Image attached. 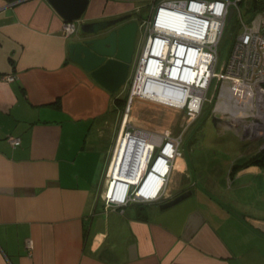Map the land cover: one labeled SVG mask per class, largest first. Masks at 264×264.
<instances>
[{
	"label": "crops",
	"instance_id": "0c3cea01",
	"mask_svg": "<svg viewBox=\"0 0 264 264\" xmlns=\"http://www.w3.org/2000/svg\"><path fill=\"white\" fill-rule=\"evenodd\" d=\"M149 1L89 0L79 21L133 13L139 23ZM63 22L47 0H0V264H264V168L257 165L228 175L238 190L234 209L227 199L198 203V195L159 209L189 190L184 157L170 170L174 195L106 207L104 196L120 201L147 162L134 176L122 173L121 161L109 164L122 115L117 99L126 98L131 71L118 91L106 89L70 60L69 45L82 32L64 36ZM164 180L153 171L140 193L156 198Z\"/></svg>",
	"mask_w": 264,
	"mask_h": 264
},
{
	"label": "built area",
	"instance_id": "2783aa9c",
	"mask_svg": "<svg viewBox=\"0 0 264 264\" xmlns=\"http://www.w3.org/2000/svg\"><path fill=\"white\" fill-rule=\"evenodd\" d=\"M241 1L151 0L148 17H142L137 22L140 29H143L144 37L142 36L140 55L132 70V83L128 87L123 120L131 111L135 99H147V93L140 92V89L146 84L143 75L152 74L163 81H151L152 85H157L165 95L168 93L169 97L180 101L174 105L165 104L182 111L183 118L186 119L183 131L200 115L209 87L215 80L212 97L216 94L221 102L227 92V105L233 112L227 113L225 117L216 112L213 115L219 117L222 124L231 121L229 124L234 125L235 120L240 122V119L246 118L250 113V119L242 125L248 129L247 136L243 138H264V0H255L257 6L262 8L253 11L247 19L243 18V12L239 8ZM231 9L229 20L236 14L239 22L238 33L234 37L228 58L220 70H216L218 44L229 21ZM80 23L79 20L64 21L61 33L66 37L72 35ZM4 78L8 81L13 79L7 75ZM245 113L248 114L244 116ZM236 130L240 131L238 128ZM240 132L243 133L244 129ZM129 134L130 131L124 136ZM178 139L180 138L167 133L154 150L152 147L142 180L140 178L141 181L127 186L120 201L104 196L106 207H121L130 202L156 199L141 194L140 188L153 171L163 178L167 177L173 161L181 155ZM9 142L17 146L20 139L11 138ZM116 146L117 144L111 161ZM262 147L264 146H260ZM156 151L157 154L154 155ZM161 157L164 162L157 165ZM110 178L108 175V179ZM166 181L167 178L164 183ZM27 246L30 248L29 242Z\"/></svg>",
	"mask_w": 264,
	"mask_h": 264
},
{
	"label": "rangeland",
	"instance_id": "374dc122",
	"mask_svg": "<svg viewBox=\"0 0 264 264\" xmlns=\"http://www.w3.org/2000/svg\"><path fill=\"white\" fill-rule=\"evenodd\" d=\"M113 1L126 4H130L129 1H133L136 6L138 4H144L141 0ZM255 2V0H242L240 2L239 8H241V12H243L244 19L249 18L250 14L253 12L250 5H253ZM151 6L152 2L149 3L145 13L143 12V17H148ZM238 25L239 22L235 14L226 23L225 28L223 29V33L218 44V55L215 67L216 70H220L221 65L230 54L234 37L238 33ZM142 36L144 37L143 29H139V34L136 39V49L129 69L131 71V75L128 83L125 85L127 95L129 89L128 87L132 83V70L135 67V63L142 49ZM214 86L215 80H213L211 86L209 87L200 115L183 131L182 128L186 123V119L183 118L182 111L176 107L161 103L148 102L144 99H135L132 109L129 111L128 117L124 121L125 124L123 125L125 103L120 105L119 107L122 115L119 127H117L118 129L115 135L114 146L118 144V139L122 134L125 135L128 131H130L131 134L120 138L121 146L117 152L118 154H114L110 166H112L116 160L118 161V164H121V162L124 164L130 138L136 139L132 133H141L142 138H145L138 163V170L139 167L147 161L151 148L154 147V150L166 134L169 133V136H176L177 138H180L178 139L180 143L178 145V150L181 152V155L177 158L184 157L187 161L191 177L189 178L186 186L189 187V190L197 193L194 195L192 194L187 198L192 197L194 199L196 197L195 195H198V203H201L200 199H210L214 202L218 200L225 202V199H227V201H229L227 203L225 202L227 206L232 209L236 208L237 201L234 200L236 194H238V190H234L233 187L228 184L227 177L229 175L230 168L229 166L227 167L226 164L230 160L232 161L238 158L242 159L240 156L248 158L252 154H255L257 151L263 149L264 147L260 148V146H264V138L258 137L260 140H258L257 137H254L253 140L251 138H243V133L240 131L244 129L242 125L246 124L250 119V113H245L244 116L247 114L249 116L244 119H240V122L235 120V124H231L232 126L229 124L231 121H229L226 124L219 125V128L216 127L212 121L213 112L218 113L221 117H225L227 113L233 112V110L227 105V102H229L227 92H225V97H223L221 102L218 101L216 94L212 97ZM237 128L240 131H237ZM154 136H158L160 140ZM119 172L121 174L120 170ZM166 178L167 181L165 182L166 184L164 183L161 193L152 201L164 200V198H166L164 195L165 193H168L169 196L177 193V188H175V185L173 184L175 180L170 172ZM181 182L183 181L180 180V184ZM182 185L185 184L183 183ZM230 199H233L234 202ZM185 201H182L181 203ZM181 203H177L175 206H178ZM218 205L219 207H222L223 204L219 203ZM228 207L226 208L228 209ZM168 209L169 207L160 210L164 211Z\"/></svg>",
	"mask_w": 264,
	"mask_h": 264
},
{
	"label": "water",
	"instance_id": "95a60500",
	"mask_svg": "<svg viewBox=\"0 0 264 264\" xmlns=\"http://www.w3.org/2000/svg\"><path fill=\"white\" fill-rule=\"evenodd\" d=\"M47 1L64 21L80 20L89 5V0ZM231 13L232 9L228 20ZM130 18V14H125L111 19L81 22L79 29L82 38L69 45L70 60L111 92L118 91L125 84L135 53L138 23L135 20L127 21ZM119 23L114 29V25ZM212 121L217 128L222 124L221 119L214 115ZM247 134L248 129L244 128L243 136ZM190 194V190H185L160 203L159 208L171 207Z\"/></svg>",
	"mask_w": 264,
	"mask_h": 264
},
{
	"label": "bare ground",
	"instance_id": "6f19581e",
	"mask_svg": "<svg viewBox=\"0 0 264 264\" xmlns=\"http://www.w3.org/2000/svg\"><path fill=\"white\" fill-rule=\"evenodd\" d=\"M144 77V83L145 87L143 89L141 88L140 92H144L147 93L146 97L147 99H144L148 102H155V103H161V104H168V105H174L177 102L180 101H176L175 97H169L170 95L168 93H166L167 95H165L163 92H161L158 88L157 85H152V83H150L151 81H159V82H163L161 81V79H159L157 76L155 75H143ZM149 83V84H148ZM148 84V86H147ZM139 99V98H137ZM149 99V100H148ZM143 100V99H140ZM166 103V104H165ZM128 116L125 117V119L123 120V122L126 120ZM222 125V124H220ZM132 135L135 138H130V142L127 148V153H126V157L124 160V164H123V171L122 173L128 176H134L136 171L138 170V163H139V159L141 156V152H142V148H143V144H144V137L142 138V134L141 133H132ZM157 137L159 140L160 138L158 136ZM111 164V163H110ZM110 168V166H109ZM108 175H109V169H108ZM142 180V179H141Z\"/></svg>",
	"mask_w": 264,
	"mask_h": 264
},
{
	"label": "trees",
	"instance_id": "16d2710c",
	"mask_svg": "<svg viewBox=\"0 0 264 264\" xmlns=\"http://www.w3.org/2000/svg\"><path fill=\"white\" fill-rule=\"evenodd\" d=\"M250 7L252 8L253 11H256L258 9H261V6H257V4L253 3V5H250ZM126 98H121V99H117V103L119 105H122L125 103ZM157 154V151L155 152L154 155ZM248 165H257L260 168H264V148L257 151L255 154H252L251 156H249L248 158H243L242 160L235 162L234 164H232L229 174H233V172H235L237 169L241 168V167H246ZM174 197V196H173ZM131 204H135V205H142V203H131Z\"/></svg>",
	"mask_w": 264,
	"mask_h": 264
},
{
	"label": "flooded vegetation",
	"instance_id": "af4514ba",
	"mask_svg": "<svg viewBox=\"0 0 264 264\" xmlns=\"http://www.w3.org/2000/svg\"><path fill=\"white\" fill-rule=\"evenodd\" d=\"M126 14H130L131 15V18L129 19V20H127V21H130V20H132V18L134 17V15H133V13H126ZM122 15H125V14H122ZM122 15H118V16H116V17H119V16H122ZM116 17H113V18H116ZM126 22V21H125ZM137 22V21H136ZM120 25V23L119 24H116V25H114V29L116 28V27H118ZM135 49H136V45H135ZM181 193V192H180ZM175 196V195H174ZM172 198V197H171ZM168 200V199H167Z\"/></svg>",
	"mask_w": 264,
	"mask_h": 264
}]
</instances>
